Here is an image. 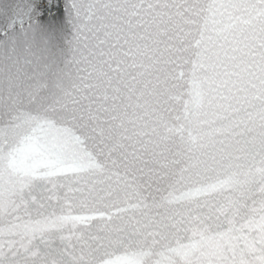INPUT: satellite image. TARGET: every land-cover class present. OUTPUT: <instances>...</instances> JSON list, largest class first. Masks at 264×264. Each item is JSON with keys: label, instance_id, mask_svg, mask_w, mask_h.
<instances>
[{"label": "snow or ice", "instance_id": "6c2138e0", "mask_svg": "<svg viewBox=\"0 0 264 264\" xmlns=\"http://www.w3.org/2000/svg\"><path fill=\"white\" fill-rule=\"evenodd\" d=\"M0 264H264V0H0Z\"/></svg>", "mask_w": 264, "mask_h": 264}]
</instances>
